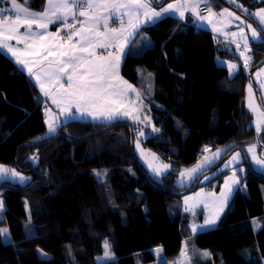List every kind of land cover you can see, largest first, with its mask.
<instances>
[{"label": "trees", "instance_id": "16d2710c", "mask_svg": "<svg viewBox=\"0 0 264 264\" xmlns=\"http://www.w3.org/2000/svg\"><path fill=\"white\" fill-rule=\"evenodd\" d=\"M215 1L235 9L229 0ZM237 1L264 7L257 0ZM45 2L25 6L39 12ZM225 47L197 28L192 16H164L143 25L127 49L120 75L142 94L138 113L151 121L142 145L172 171L194 165L205 148L229 155L257 139L264 150V130L257 137L246 106L264 45L251 43L248 73L238 65L231 78L216 63L239 62L234 47V54ZM20 72L0 53V165L30 178L23 186L0 182V229L11 238L10 244L0 242V264H154L157 248L169 262L183 244L192 264H264V175L248 169L218 225L192 235L194 220L180 201L198 183L177 188L172 173L161 181L150 177L133 152L137 128L127 119L70 122L45 137L39 93ZM105 241L113 258L98 263Z\"/></svg>", "mask_w": 264, "mask_h": 264}, {"label": "snow or ice", "instance_id": "6c2138e0", "mask_svg": "<svg viewBox=\"0 0 264 264\" xmlns=\"http://www.w3.org/2000/svg\"><path fill=\"white\" fill-rule=\"evenodd\" d=\"M235 0H229L234 3ZM264 3V0H261ZM3 3H10L11 7L0 6V52L11 53L15 57V63L21 66L22 70L26 69L29 77H35L36 83L40 86V91L59 109V115L64 116L65 120L73 117L76 113L81 116H89L93 120L113 121L120 118H127L133 123L148 122L150 118L145 116L143 121L138 114L141 111L137 106H130V95L135 94L136 101L142 104V94L136 90L128 81L120 76L121 60L127 55L126 45L132 37L139 33L142 25L155 24L164 16H174L178 14L179 19H184L185 12H191L200 20H207L212 23V17L216 13L212 11L210 5L205 4L207 16L200 15V0L190 2V0H175L174 3H166V0H46L42 11L36 12L30 10L28 6L31 0H25V4L17 3V0H3ZM166 3V6H165ZM155 5H159L157 8ZM246 15L252 17L260 28V33L251 24L241 21L244 26H238V32L224 33L231 37V43L236 45V50L240 53L243 60L244 70L250 67L252 57L246 53L251 51L249 39L253 42L264 45V8H260L255 13H250L243 5L237 4ZM220 16L234 17L235 20H241L240 16L224 9ZM143 17V19H141ZM126 18V22H125ZM119 22L118 27H111V23ZM231 23V20L228 21ZM56 25L57 30L50 32L49 26ZM33 26L38 31L33 30ZM21 27L24 32H21ZM245 28L251 32V37L245 34ZM214 31L221 32L222 29L215 28ZM15 40L17 45L23 44L24 48L14 47L9 41ZM242 42V43H241ZM97 49L103 50V55L97 54ZM108 49H115L114 52ZM243 49V50H241ZM227 68L229 76L234 77L239 71L236 64L228 63ZM264 75V68L256 74L257 80ZM260 87L264 88V81H260ZM248 107L258 114L256 131L259 133L264 126V111H260L255 103L253 87L250 82L248 85ZM264 102V96L261 97ZM49 109L45 108L46 115ZM47 124L46 136H54L57 129L61 126L59 116H49L45 120ZM179 122H177V127ZM153 132H159L160 129L153 127ZM143 130L139 131L135 140V147L140 151L141 157L145 156L141 148L140 137L145 136ZM37 140H43L44 137H37ZM204 151H209L205 148ZM225 150L217 149L211 157H205L202 163H198L191 169H185L179 172V184L183 185L186 181H199L198 173L212 164L215 160L220 159L221 152ZM248 153L251 155V161L255 166L264 171V155L258 157L255 154V145L247 148L246 153H235L230 160L225 162L224 167L239 165L242 161L248 162ZM153 161L159 158L155 154H149ZM34 162H38V157H31ZM148 167L155 176H160L170 169L169 164L154 166L148 162ZM237 171L243 173L242 167H235L232 175L226 178L224 188L220 192L219 210L223 211V206L228 200L229 195L235 190H239L240 181L237 178ZM97 177L101 173H96ZM0 179H9L25 183L30 180L29 177L23 176L20 172L12 168L0 165ZM208 180V176H204ZM202 195L196 193V197ZM215 196V193H209ZM193 197H185V211H190L188 202ZM204 207H209L207 203ZM0 210H3V202L0 201ZM216 217L205 220L204 225L193 224L192 232L196 233L205 226L214 225ZM31 222V215L28 217ZM27 229V226H25ZM0 242L11 243L8 229H0ZM104 257H98V260L112 259L107 241L104 244ZM163 251L162 248L155 250L159 256ZM42 255H46L41 253ZM204 257L210 254L204 252ZM182 259L174 261L173 264H192L188 257L186 248L181 252ZM160 259L163 261V257ZM163 264H168L163 261Z\"/></svg>", "mask_w": 264, "mask_h": 264}, {"label": "rangeland", "instance_id": "374dc122", "mask_svg": "<svg viewBox=\"0 0 264 264\" xmlns=\"http://www.w3.org/2000/svg\"><path fill=\"white\" fill-rule=\"evenodd\" d=\"M257 1H261V0H257ZM174 2H175V0L172 3H174ZM237 4L242 5V3H240L237 0H235V2L232 3L234 8L236 7V9H240V8H238L236 6ZM209 5L211 6L212 10L217 9V7L221 8L220 4H218L215 0H209ZM202 8H200V13H201ZM243 8L247 9V11L250 12V13H255L260 8H264V7L263 6H259V7L251 8L249 5H246V6L243 5ZM230 9L232 11L234 10L232 8H230ZM235 15L240 16V18H241V20H239L240 23L238 22L239 24H241V21H244L246 24H251V21L247 17H245L246 14L242 10H241V13L235 11ZM228 21L229 20H227V18H226L225 22H224L225 23L224 25H225L226 29L228 30V33L238 32L239 24H236L237 20L234 19L233 23H229ZM232 27H234L233 30H231ZM252 27L254 28L253 25H252ZM249 35L251 37V32L250 31H249ZM227 37L228 38L221 39V38H217L215 36L214 39L216 40V43L220 42V43L225 44V46H226L225 48H227V49H229L231 51L230 48H232L235 44L231 43V37L230 36H227ZM147 41H148V43H150L149 40H147ZM142 47L144 49L145 46L142 45ZM231 52L234 54L233 51H231ZM101 53L103 54V51H99L97 54H101ZM234 55L239 59V62H232V61H228V60L217 58L216 59L217 65L221 66V67H225L227 70H228V68H227V64L228 63L236 64L237 67H238V65H241L243 67V63L244 62L241 61L240 57L236 53ZM262 68H264V65L259 68V71ZM243 69H244V67H243ZM245 71H246V73H248V70H245ZM228 74H229V71H228ZM262 81H264V80H262ZM252 83H253L252 87H253V95H254V98H255V103L259 107L260 111H264L261 108V105L264 106V102L261 101V97L264 96V88L260 87V82H256V81L253 80ZM248 97H249V93H248V89H247L246 106L249 109V107H248ZM136 114L137 113H135L134 115H136ZM138 115H139V113H138ZM251 115H252V124L251 125L254 128L255 132L257 133V137H258V134H260L264 130V126H262V130L258 133L256 131V123H257V119H258V114L251 111ZM141 121H143L142 118H141ZM130 122L133 123L132 120ZM134 125L137 128V132L135 133V139H134V144H133V152H134L138 162L141 164L143 169H145V171L148 173V175L150 177H152L156 181H161V179L164 178L167 174L172 173L173 184L177 188H187V189L192 188L193 189V187L196 186L197 183L199 184V187L195 188L194 191L183 195L181 197V201H180L181 208L183 209V211L186 212L188 215H190L192 217V220H194L191 223V225H190V231H191L192 235H196L197 233H200V232H202L204 230L213 229V228H215L218 225L219 220L221 219L222 215L226 211V209H227V207H228V205H229V203H230V201H231V199H232V197H233V195H234V193L236 191L235 189L237 188V186H235V185L233 186V189H234L233 192L229 195L228 200L225 202V204L223 206V211H220L219 210V201L216 198L219 197L220 192L224 188V182H225L226 178H228L229 176L232 175L233 168L242 167L245 170L243 173L237 171L236 175H237V178L239 179V181H241L242 177H244L247 174L248 169H252L253 171H255L257 173H260V174L264 175V171H262L259 167L255 166L254 162L251 161V155L252 154H250V153L247 154L248 155V162H243L242 161L238 166L237 165H232L231 167H227V168L224 167L225 162L230 160L231 157L235 153L240 152L242 155H244L246 153L247 148L249 146H251V145H255V154L258 157L262 156V154H261L262 153V148L259 145L260 143H258V140L255 139L254 143L244 145L242 151H235V152H233L232 154H229V155L226 154V150L225 149H222V150H225V151L221 152L220 159L215 160L212 164L206 166L201 173H198V175H199V181L198 182L197 181H191V182L186 181L183 185H181V184L178 183V181L180 180L179 172L182 171V170H185V169H191V168L195 167L198 163H202L205 157H211L217 151V149H215V150L209 149V151H207V152L204 151L203 158L201 160H199L198 162H196L192 166L182 167V168H180L178 170L172 171L171 165L169 163L164 162V161H162L160 159L158 161H153L151 155H149V154L150 153L151 154H155V153L152 152L151 150L145 148L142 145V141L146 137L149 136V132H148V130H146V126L150 127V124L148 122L144 121V122H140V123H135ZM140 130H143L146 133L145 136L140 137L141 148L143 149V151L145 153L144 157H141L140 151H138L136 149V147H135V140H136V137L138 136ZM262 142H264V139H262ZM155 156L157 157L156 154H155ZM148 162H152L154 164V166H159L161 164H169L170 165V169L167 172H165L164 174L160 175V176H155L153 174L152 170L148 167ZM204 176H208L209 179L205 180ZM201 192H202V195L199 196V197H196V193H201ZM209 193H215V196H210ZM185 197H193L194 198L193 200H190L188 202V207L190 208V211H185V203H184ZM205 203H207L209 205V207H207V208L204 207ZM217 214H218V218L216 219V223L214 225L205 226L202 230H198L196 233L192 232V227L191 226L193 224H195L197 226L204 225L206 219L216 217ZM1 217H2V210H0V219H1ZM1 229H5V228H1ZM185 248H186V250H188L187 247L185 246V244H183L181 252ZM109 252H110L111 257L113 258V253L110 250H109ZM181 252H180L179 256L175 260L169 261L168 264H173L174 261L181 260L182 259ZM104 253H105V248L103 247V253L99 257L103 258L104 257ZM203 253H204V251H203ZM155 255L157 257V262L154 263V264H163L164 259H163V261L160 259L161 255L158 256L156 254V252H155ZM188 257H189V255H188ZM96 260H97L98 263L102 262V261H109V260H105V259H101V260L96 259Z\"/></svg>", "mask_w": 264, "mask_h": 264}, {"label": "crops", "instance_id": "0c3cea01", "mask_svg": "<svg viewBox=\"0 0 264 264\" xmlns=\"http://www.w3.org/2000/svg\"><path fill=\"white\" fill-rule=\"evenodd\" d=\"M174 1V0H173ZM190 2H195V0H190ZM205 4H207V5H209V0H200V8H202L203 6H205ZM166 6V5H165ZM5 7H11V4L10 3H7L6 5H5ZM221 8H218L217 7V9H215V10H212L214 13H216V16H214V17H212V23H208V21L207 20H200L197 16H194V15H192L191 14V12H185V17H184V19H179V17H178V14L177 15H174V16H170V17H173V18H176V19H179L180 21H183V20H186L188 17H190V16H192L193 18H194V21L196 22V27L197 28H199V29H202V30H205V31H208L211 35H213V37H217V38H221V39H225V38H228L224 33H228V30L226 29V27H225V19L227 18V20H231V23H233V21H234V18L232 17V18H229V17H227V16H220V13L221 12H223V9H227L228 10V12H232V13H234L235 14V11H237V10H239V9H236V7H235V11L233 10H231L230 8H226V7H224V6H220ZM43 10V9H42ZM239 11H241V10H239ZM200 15H202V16H207L208 15V13L207 14H202V13H200ZM235 16H237V15H235ZM223 17V18H222ZM141 19H143V17H141ZM252 20L254 21V22H252L251 20V24L254 26V28H256L257 29V32L258 33H260V28L258 27V25H257V22L252 18ZM125 22H126V18H125ZM239 22V20H237V22H236V24H239L238 23ZM151 23H149V25H150ZM146 25H148V24H146ZM110 26L111 27H118L119 26V22L117 21L116 23H111L110 24ZM143 26V25H142ZM141 26V27H142ZM239 26H244V25H242V24H239ZM214 27L215 28H220V29H222V31L221 32H217V31H214ZM233 28L234 27H232L231 28V30H233ZM236 28V27H235ZM33 30H35V31H38V29H35V26H33ZM50 32H55L56 30H57V26L56 25H50L49 26V29H48ZM20 31L21 32H24V28L23 27H21V29H20ZM249 29H247V28H245V33H246V35H248L249 37H250V35H249ZM135 37V36H134ZM134 37H132L131 38V40L129 41V43L126 45V48H125V51L127 52V49L129 48V46H130V44H131V42H132V40H133V38ZM9 43L11 44V45H13L14 47H18V48H20V49H23L24 48V45L23 44H20V45H17L16 44V41L15 40H12V41H9ZM251 43H255V42H253L251 39H249V46H250V44ZM234 44V43H233ZM234 47V52L240 57V53H239V51H237L236 50V45H234L233 46ZM241 50H243V49H241ZM99 51H103V50H100V49H97V53L99 52ZM108 51H112V52H114L115 51V49H113V50H108ZM6 52V50H3L2 52H0L1 54H3L4 56H6L7 58H9L14 64H15V66L21 71V66H19V65H17L16 63H15V57H12V55H11V53H7V55H5L4 53ZM103 54H106V53H104V51H103ZM102 54V55H103ZM247 55H250V52H248V53H246ZM125 57V56H124ZM124 57L122 58V60H121V64H122V62H123V59H124ZM241 59V58H240ZM241 61H243L242 59H241ZM252 61V60H251ZM264 65V64H263ZM263 65H261V67L263 66ZM120 67H121V65H120ZM248 70V69H247ZM22 72L29 78V80L33 83V85L35 86V88L37 89V91H38V93H39V96H40V103H41V106H42V109H43V122H44V127H45V137H48V136H46V133H47V131H48V129H47V124L45 123V120L46 119H48L49 118V116H59V119H60V121L62 122L61 123V125H64V124H67V123H70V122H90V123H111V122H114V121H117V120H121V119H127V118H120V119H117V120H113V121H105V120H93L91 117H89V116H81L79 113H76L73 117H71V118H69V119H67V120H65V117L64 116H60L59 115V109L57 108V106L55 105V104H53L52 103V101H51V99L50 98H47V97H45L44 95H43V93L40 91V86H39V84H37L36 83V80H35V77H29V75H28V73H27V70L26 69H23L22 70ZM258 72H260L259 71V68L255 71V72H253L252 73V76H251V81H256V82H260V81H262V80H264V75H262L261 77H260V81H258L257 80V76H256V74L258 73ZM121 76V75H120ZM252 83V82H251ZM253 84V83H252ZM249 85V84H248ZM248 85H247V89H248ZM247 89H246V93H247ZM129 104H130V106H137V107H139V105H140V102L139 101H136V98H135V94H131L130 95V101H129ZM45 108H48L49 109V112H48V114L46 115V113H45ZM135 114V113H134ZM137 114H138V112H137ZM128 121H131L130 119H127ZM60 128V127H59ZM59 128L57 129V131L59 130ZM57 133V132H56ZM5 167H7V166H5ZM7 168H12V167H7ZM12 169H14V168H12ZM23 175V174H22ZM23 176H25V177H28V176H26V175H23ZM4 181H7V182H10V183H12V184H16V185H21V186H23V185H26V184H28L29 182H30V180H28V181H26L25 183H20V182H18V181H14V180H9V179H0V182H4Z\"/></svg>", "mask_w": 264, "mask_h": 264}, {"label": "water", "instance_id": "95a60500", "mask_svg": "<svg viewBox=\"0 0 264 264\" xmlns=\"http://www.w3.org/2000/svg\"><path fill=\"white\" fill-rule=\"evenodd\" d=\"M263 63H264V60H262L259 64H257V66H256L255 68L261 66ZM249 75H250V73H249ZM258 137H259V135H258ZM261 148H262V147H261ZM261 154L264 155V150H263V148H262V153H261Z\"/></svg>", "mask_w": 264, "mask_h": 264}, {"label": "built area", "instance_id": "2783aa9c", "mask_svg": "<svg viewBox=\"0 0 264 264\" xmlns=\"http://www.w3.org/2000/svg\"><path fill=\"white\" fill-rule=\"evenodd\" d=\"M201 13H202V14H207V11L205 10L204 7L202 8ZM109 50H112V49H109ZM101 54H102V53H101ZM101 54H100V55H101Z\"/></svg>", "mask_w": 264, "mask_h": 264}]
</instances>
